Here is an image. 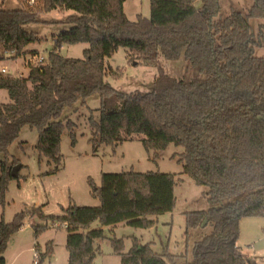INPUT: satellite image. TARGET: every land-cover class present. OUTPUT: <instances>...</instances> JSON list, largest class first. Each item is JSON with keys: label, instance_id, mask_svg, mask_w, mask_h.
I'll return each mask as SVG.
<instances>
[{"label": "trees", "instance_id": "obj_1", "mask_svg": "<svg viewBox=\"0 0 264 264\" xmlns=\"http://www.w3.org/2000/svg\"><path fill=\"white\" fill-rule=\"evenodd\" d=\"M126 0H41L35 6L0 8V44L13 57L40 37L25 25L52 10H73L70 24L54 36L55 46L47 62L29 68L27 76L4 73L0 88L10 101L0 103V205L12 169L9 148L23 127L38 131L37 149L59 170L65 128L76 143L75 122L65 109L89 97L100 96L99 116L89 117L90 142L116 145L137 136L155 158L170 144L183 147L178 162L196 184L208 187L210 207L186 213V232L207 225L212 231L196 241L193 257L185 264H248L238 244L240 221L246 216L264 217V56L255 46L264 45V24L256 36L250 20H264V0H254L249 12L232 8L222 16L221 0H151L150 16L131 20ZM88 43L82 58L61 55L63 44ZM128 49L131 62L153 65L159 56L169 60L184 57L199 73L192 79L158 75L147 90L121 91L105 78L115 71L107 62L120 48ZM134 57V58H133ZM2 57H0V60ZM97 206L71 201L62 214H46L43 207L18 212L11 222L0 221V264L14 233L28 215L66 227L68 264H94L96 239L104 238L105 226L119 223L150 228L160 216L176 206V174L134 169L103 173L101 184L89 179ZM99 228H92L94 222ZM205 226V227H206ZM46 228H35L37 236ZM111 244L121 264H173L168 250L157 253L151 243L135 237L125 253L124 240L112 237ZM38 264L54 252L49 242L45 252L38 246Z\"/></svg>", "mask_w": 264, "mask_h": 264}, {"label": "rangeland", "instance_id": "obj_2", "mask_svg": "<svg viewBox=\"0 0 264 264\" xmlns=\"http://www.w3.org/2000/svg\"><path fill=\"white\" fill-rule=\"evenodd\" d=\"M253 3L254 0H221V15H227L232 8L247 14ZM22 6L19 0H0V8L15 9ZM150 9L151 0L125 1V12L131 20H136L139 15L149 17ZM73 13V10L56 9L41 13L38 21L25 25L26 30L35 32L40 40L28 44L24 49L27 52L19 57L10 56L11 51L5 50L0 44V69L7 66L12 75L27 76L30 68L24 64L27 55L38 52L48 57L55 46L54 36L70 27L66 18ZM261 24H264V20H250L251 30L256 36ZM62 46L61 55L82 58L89 45L81 42ZM255 54L264 56V45L255 46ZM136 61L137 64L131 62L128 49L120 47L107 59L115 73L105 79L113 87L131 92L149 89L155 78L162 73L178 79L200 76L184 57L169 60L159 56L153 65ZM9 101L8 91L0 88V103ZM100 104V96L95 94L88 98L86 105L78 103L65 109L64 115H69L76 124V143H72L70 130L65 128L60 146L63 161L59 170H56V164L49 163L48 158L40 156L37 149L38 131L29 126L22 128L19 137L9 148L11 157L8 160L10 164L13 159L20 161V177L9 183L7 203L4 207L0 205V221L2 214L6 222H11L18 212L34 207H43L46 214H62L63 208H67L71 201L80 206L100 205V200L92 195L93 187L89 179L100 185L103 173L131 169L138 172H171L176 174L174 210L158 217L151 215V218H156V223L150 228L133 227L125 223L103 227L104 238L95 241L98 250L94 264H121V256L112 247V237L124 240L125 253L131 249L136 237L142 244L151 243L157 253L168 250L175 254L173 264H185L193 257L195 242L212 231L211 226H206L186 232V213L210 207L208 187L196 184L191 176L183 172V164L178 162L179 156L173 157L175 153L184 150L181 146L170 144L155 158L152 152L146 151L138 137L134 136L133 140L116 145L101 144L95 149L89 141L92 136L89 117L91 109L94 110L95 118L99 116ZM2 158L1 154L0 159ZM39 225H46V228L36 236L35 228ZM99 227L97 221L92 225V228ZM67 236L66 227L53 224L38 215H28L24 227L14 233L8 243L4 253L6 264H34L37 246L44 253L49 242H53L54 252L42 264H68ZM238 244L248 264H264V217L246 216L241 219Z\"/></svg>", "mask_w": 264, "mask_h": 264}, {"label": "built area", "instance_id": "obj_3", "mask_svg": "<svg viewBox=\"0 0 264 264\" xmlns=\"http://www.w3.org/2000/svg\"><path fill=\"white\" fill-rule=\"evenodd\" d=\"M19 1L26 5H30V6H35L41 2V0H19ZM14 54H15V51L10 52V56L13 57ZM46 62H47L46 56L38 52H32L27 55V58H25L24 64L28 67H34V66H40L42 64H45ZM1 71H3L4 73H9V71L7 70V66L2 67ZM38 262H39V256H38V253L35 252L34 264H38Z\"/></svg>", "mask_w": 264, "mask_h": 264}, {"label": "water", "instance_id": "obj_4", "mask_svg": "<svg viewBox=\"0 0 264 264\" xmlns=\"http://www.w3.org/2000/svg\"><path fill=\"white\" fill-rule=\"evenodd\" d=\"M135 64H136V62H135ZM21 168H22V164H21V163L15 165V166L13 167V169H12V175H13L14 177H18ZM207 222H208V221H207V219H206V220L204 221V223H203V227H205V226L207 225Z\"/></svg>", "mask_w": 264, "mask_h": 264}, {"label": "crops", "instance_id": "obj_5", "mask_svg": "<svg viewBox=\"0 0 264 264\" xmlns=\"http://www.w3.org/2000/svg\"><path fill=\"white\" fill-rule=\"evenodd\" d=\"M63 46H61V48H62ZM156 219V218H155ZM158 220V219H157Z\"/></svg>", "mask_w": 264, "mask_h": 264}]
</instances>
